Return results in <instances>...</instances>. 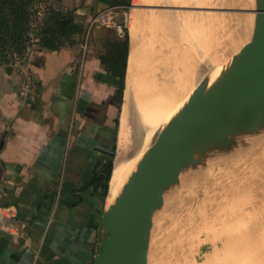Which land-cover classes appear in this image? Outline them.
Returning <instances> with one entry per match:
<instances>
[{"label": "crops", "instance_id": "obj_1", "mask_svg": "<svg viewBox=\"0 0 264 264\" xmlns=\"http://www.w3.org/2000/svg\"><path fill=\"white\" fill-rule=\"evenodd\" d=\"M143 1L61 0L81 22L112 6L129 8L120 120L118 79L99 59L109 40L123 39L114 29L92 24L58 49L31 51L0 65V264L93 263L111 177L105 202L93 179L114 156L119 126L121 137L126 96L135 83L130 75L139 68L133 32L137 36L144 23L138 7ZM19 70L37 86L31 103L16 94ZM156 122L136 130L134 138L139 131L151 139L162 133ZM114 167L115 161L112 173Z\"/></svg>", "mask_w": 264, "mask_h": 264}, {"label": "rangeland", "instance_id": "obj_2", "mask_svg": "<svg viewBox=\"0 0 264 264\" xmlns=\"http://www.w3.org/2000/svg\"><path fill=\"white\" fill-rule=\"evenodd\" d=\"M141 5L138 7L144 23L136 27L139 41H133L140 52L139 68L132 74L137 100L131 104L134 115L127 125L131 145L120 137L118 125L113 163L122 146L127 145L129 153L135 145L136 130H145L150 120L162 121L159 111L167 100L158 101L163 96L159 89L169 84L170 76L176 71L173 70L176 63L169 55L172 34L177 32L173 37L174 45L181 44L179 48L183 47L187 58L188 52L195 48L200 50L204 56L201 77L205 78L210 70H218L220 77L228 69L232 57L250 40L253 30L255 0H144ZM36 9L37 22L33 23L24 56L31 51L47 50L38 43L37 33L40 32L38 23L43 21L48 10L72 12L81 32L89 27L90 21H78L74 8H65L61 0H41ZM128 9L126 7L125 12ZM184 15L195 19L184 21ZM244 16L248 20L241 26L240 19ZM124 29L128 33V28ZM245 30L243 37L241 34ZM178 31L184 34L182 42V34ZM215 56L221 60L219 64L217 59L212 64ZM21 57L8 53L6 59L13 63ZM179 85L174 78L173 91ZM154 104L160 110L152 109ZM119 111L120 120L123 99ZM168 127L162 121V133L156 131L151 143L155 144ZM225 136L230 140L228 147L215 137L207 142L199 138L193 151V163L183 167L177 182L164 189L163 202L152 215L147 264H264V125L256 131ZM139 137H142L140 131ZM140 142L143 143L142 138ZM140 142L138 146L150 147L147 141L142 145ZM128 157L132 160L134 155ZM101 234L100 240L104 238V232Z\"/></svg>", "mask_w": 264, "mask_h": 264}, {"label": "water", "instance_id": "obj_3", "mask_svg": "<svg viewBox=\"0 0 264 264\" xmlns=\"http://www.w3.org/2000/svg\"><path fill=\"white\" fill-rule=\"evenodd\" d=\"M253 12L250 40L232 57L221 78L188 106L185 124L168 134L164 131L124 185L116 206L102 214L105 236L92 264H147L153 211L163 202L164 189L177 182L183 167L193 163L199 138L207 142L215 137L228 147L230 140L225 134L263 127L264 0H255Z\"/></svg>", "mask_w": 264, "mask_h": 264}, {"label": "bare ground", "instance_id": "obj_4", "mask_svg": "<svg viewBox=\"0 0 264 264\" xmlns=\"http://www.w3.org/2000/svg\"><path fill=\"white\" fill-rule=\"evenodd\" d=\"M250 4L251 3L249 2V5ZM172 19H173V17H172ZM193 19H195V17L184 15V21L189 20V22H191V20H193ZM200 19L201 18H199V20ZM126 20H127V13H126ZM181 20L183 21L182 18H181ZM240 20L242 21V25L241 26H243V25H245L246 21L248 20V17L246 18L244 16ZM195 22H196V20H195ZM182 24H184V23L182 22ZM173 27H175V26H173ZM179 27H177V28H179ZM247 28H248V25H247ZM247 28H246V30H247ZM174 30H173V32H174ZM246 30H245V33L241 34V36H243V37L246 36ZM176 33L172 34V37L170 38V41H171L170 45L172 47V50L169 53V55L172 57L173 62L176 63L175 66L173 65V70H176V71H175V73H173L170 76L169 84L167 83L166 86H164L162 89H159L161 91V93L163 94V96H161L158 101H160V99H166L167 101H166V103L164 105H162V111L159 109V107H157V104H154L152 106V109L160 110L159 111V115L162 117L163 123H165V124H167L169 126L168 130L166 129V131H165L167 134L172 132V131H174L177 127H181L183 125V123L185 124V122H186V120H187V118L189 117V114H190V113L188 114V112H190V109H191V108L189 109L188 106L190 104L193 105L194 103L199 101L201 99V97L203 95H205L207 89L209 87H211V85H213V83L215 81H217L219 78H221V76L219 77V71L218 70L214 71L213 68H212V70L214 72H212L210 70L211 73L208 72L209 74L207 73L205 78L201 77L203 75V72L200 71V68L204 66V65H202V60L204 59V56L202 55V53L200 52L199 49L195 48L194 49L195 51L193 50L192 52H188L189 56L187 58V56H186L187 54L185 55L183 53V47L179 48L182 45L180 43H179L180 45L178 47L174 45V41H173L174 38L173 37L175 35H177ZM178 34H182V33H180L178 31ZM183 35L184 34L181 35V37H182L181 42H182V40H185V37L183 38ZM181 37L179 36V39ZM138 39L139 38L136 35H133V41L135 40V42H138L139 41ZM215 57L216 58H213L214 62H212V64L215 63L216 59L218 60L217 56H215ZM219 61H221V60L220 59L218 60V64L220 63ZM218 64H216L217 67L219 66ZM221 66H223V65H221ZM175 67H177V68H175ZM130 76H132V74ZM174 78H176L179 81L180 85H179V88L177 90L173 91V89L171 88V85L173 84ZM134 87H135L134 83L130 84L129 88L131 90V93H128L127 96L124 95V96H126V100L124 99L125 100V111H124V118H123V123H122L121 138L123 139V141H125V139H126L127 140V144H130V143H128L129 142V140H128L129 137H128L126 131H127V124H129L130 115H131L132 108H133L131 104H132V102L134 100H137L136 99L137 97L134 95ZM205 87H206V89H205ZM163 89H165L164 91L166 92V94H164L165 92L163 91ZM161 122H156V124H161ZM141 138H142V142L143 143L145 141H147V144H150L149 148L146 147L147 148L146 149V148H142L143 146H138ZM141 138L140 137H139V139L134 138V140H135L134 144L135 145H132V146L134 148L137 147L138 149L135 150L131 146L132 149L130 148V152H129L130 155H132V156L134 155V158L136 160H133L134 159L133 157H132L133 158L132 160L131 159L130 160L127 159V158H130V157H128L130 155H128V156L126 155V153L129 151V150L127 151V145L126 146L124 145L125 147L122 146L120 148L119 153L117 154V157L115 159V167H114V171H113L112 179H111V188H109L110 192L108 194V199H107L106 213L111 211V209L116 206V201H117L118 197L120 196V194L122 193L124 185L127 183L128 179L132 176V174L137 171V167H138L139 163L141 161H143L147 157V155L149 154V150L153 146H155L156 142L159 140L158 139L155 142V144L151 145V143H150L151 135H150V138H149V136L147 138L145 136H142ZM148 138H149V140H148ZM159 138H161V136ZM148 141H149V143H148ZM143 143H141V145ZM129 153H127V154H129ZM126 156H127V158H126ZM151 162H152V159L147 161V162H145V164L149 165ZM130 193H133V192L131 191ZM103 232H104V236H105V230H104V228L101 227V233H103Z\"/></svg>", "mask_w": 264, "mask_h": 264}, {"label": "trees", "instance_id": "obj_5", "mask_svg": "<svg viewBox=\"0 0 264 264\" xmlns=\"http://www.w3.org/2000/svg\"><path fill=\"white\" fill-rule=\"evenodd\" d=\"M40 1L0 0V65L9 64L6 59L8 53L24 57L31 40L30 33L33 23L37 22L36 5ZM38 25H40V32L37 33L38 43L47 50H55L70 43L72 36L82 31L70 11L48 10L45 13V18ZM127 55L128 33L126 31L123 39L112 38L109 40L104 53L99 56L105 70L118 79L116 95L118 107L122 102ZM111 170L112 156L111 160L103 165L102 170L96 173L93 179V184L95 188L100 189L103 200L107 195Z\"/></svg>", "mask_w": 264, "mask_h": 264}, {"label": "built area", "instance_id": "obj_6", "mask_svg": "<svg viewBox=\"0 0 264 264\" xmlns=\"http://www.w3.org/2000/svg\"><path fill=\"white\" fill-rule=\"evenodd\" d=\"M126 7L117 5L106 8L95 14L89 21V26L98 24L107 28L114 29L120 36H124L126 27ZM125 16V19L123 18ZM17 62V61H16ZM16 94L21 103H31L36 99L37 86L31 75L19 70L15 78Z\"/></svg>", "mask_w": 264, "mask_h": 264}]
</instances>
